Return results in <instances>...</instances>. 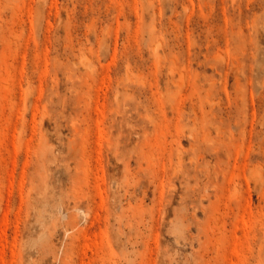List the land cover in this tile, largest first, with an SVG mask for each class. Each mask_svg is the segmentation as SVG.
I'll return each mask as SVG.
<instances>
[{"label":"rangeland","instance_id":"obj_1","mask_svg":"<svg viewBox=\"0 0 264 264\" xmlns=\"http://www.w3.org/2000/svg\"><path fill=\"white\" fill-rule=\"evenodd\" d=\"M0 264H264V0H0Z\"/></svg>","mask_w":264,"mask_h":264}]
</instances>
